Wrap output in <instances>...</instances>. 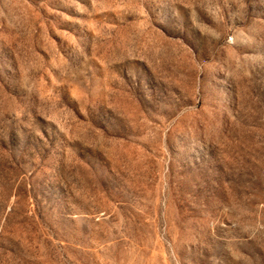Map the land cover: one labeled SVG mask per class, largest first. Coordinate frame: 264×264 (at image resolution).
<instances>
[{"label":"rangeland","instance_id":"1","mask_svg":"<svg viewBox=\"0 0 264 264\" xmlns=\"http://www.w3.org/2000/svg\"><path fill=\"white\" fill-rule=\"evenodd\" d=\"M0 264H264V0H0Z\"/></svg>","mask_w":264,"mask_h":264}]
</instances>
